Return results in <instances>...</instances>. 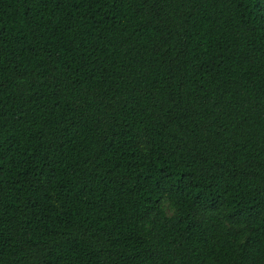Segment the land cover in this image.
I'll return each mask as SVG.
<instances>
[{
	"label": "trees",
	"instance_id": "16d2710c",
	"mask_svg": "<svg viewBox=\"0 0 264 264\" xmlns=\"http://www.w3.org/2000/svg\"><path fill=\"white\" fill-rule=\"evenodd\" d=\"M0 264H264V0H0Z\"/></svg>",
	"mask_w": 264,
	"mask_h": 264
}]
</instances>
